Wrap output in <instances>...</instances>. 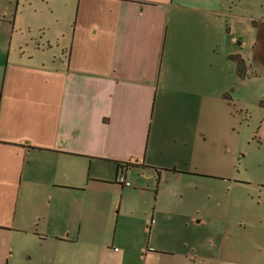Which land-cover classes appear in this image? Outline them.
Wrapping results in <instances>:
<instances>
[{"label":"crops","instance_id":"0c3cea01","mask_svg":"<svg viewBox=\"0 0 264 264\" xmlns=\"http://www.w3.org/2000/svg\"><path fill=\"white\" fill-rule=\"evenodd\" d=\"M235 2L68 0L74 28L59 63L0 57V264H30L23 253L32 244L89 250L111 220L118 230L128 217L143 220L150 240L124 251L137 248L147 260L159 249L175 254L151 243L171 232L188 245L184 228L200 213L188 207L185 179L205 169V132L220 121L208 110L216 106L230 124L229 103L248 100L249 70L264 48V20L239 14ZM239 30L250 37L247 54ZM122 175L129 186L118 182ZM169 177L178 190L162 186ZM155 179L156 199L124 215L125 192L145 191L142 182ZM111 186L121 196L115 204ZM86 263L75 255L73 264Z\"/></svg>","mask_w":264,"mask_h":264},{"label":"rangeland","instance_id":"374dc122","mask_svg":"<svg viewBox=\"0 0 264 264\" xmlns=\"http://www.w3.org/2000/svg\"><path fill=\"white\" fill-rule=\"evenodd\" d=\"M67 1L0 0L1 59L5 60L8 53L15 58L34 54L39 62L56 60L59 63L74 28L75 12L67 9ZM235 4L239 14L264 20V0H236ZM239 35L246 42L247 54L252 50L248 44L250 37L244 30H239ZM261 37L264 41V33ZM256 56L258 62L249 70L252 91L248 100L241 97L230 101L233 112L230 124H225L216 106L208 110L213 114L209 118L218 117L220 121H210L205 132L202 143L207 155L205 169L185 179L188 207L193 216L200 213L195 220L192 218L188 228H184L190 231L187 246L178 241L179 232H171L167 234L169 238L154 236L151 243L164 245L162 249H176L175 254L159 249L147 260V252L137 248L124 251L129 242L150 240L149 231L142 230L143 220L139 222L128 217L118 230L116 222L111 220L106 234L89 239V250H42L32 244L31 251L23 253V259L32 255L25 263L42 264V257L46 256L50 263L73 264L76 255L86 264H264V136L261 128L264 125V48ZM142 184L145 191L125 192L124 215L135 208H132L133 203H152L156 199L157 179ZM162 186L166 190L179 187L171 177L168 182L162 181ZM110 188L108 199H115V204L121 196L114 186ZM119 209L118 205L112 207L110 218H116ZM99 226L101 230L106 228L105 224ZM171 229L177 232L179 227ZM114 238L115 244L98 246L102 239L108 243ZM149 250L154 251L153 248Z\"/></svg>","mask_w":264,"mask_h":264},{"label":"trees","instance_id":"16d2710c","mask_svg":"<svg viewBox=\"0 0 264 264\" xmlns=\"http://www.w3.org/2000/svg\"><path fill=\"white\" fill-rule=\"evenodd\" d=\"M237 62V70L241 76H246L247 75V65L244 59L242 58H236Z\"/></svg>","mask_w":264,"mask_h":264},{"label":"built area","instance_id":"2783aa9c","mask_svg":"<svg viewBox=\"0 0 264 264\" xmlns=\"http://www.w3.org/2000/svg\"><path fill=\"white\" fill-rule=\"evenodd\" d=\"M118 182H120L121 184L127 185V186L130 185V183L126 181L124 175H122V176L119 177Z\"/></svg>","mask_w":264,"mask_h":264}]
</instances>
